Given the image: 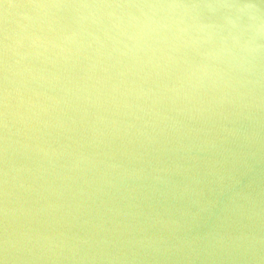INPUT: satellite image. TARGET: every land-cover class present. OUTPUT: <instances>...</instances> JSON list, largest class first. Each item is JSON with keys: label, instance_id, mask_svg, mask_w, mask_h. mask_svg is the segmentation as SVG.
I'll return each mask as SVG.
<instances>
[{"label": "water", "instance_id": "1", "mask_svg": "<svg viewBox=\"0 0 264 264\" xmlns=\"http://www.w3.org/2000/svg\"><path fill=\"white\" fill-rule=\"evenodd\" d=\"M0 264H264V0H0Z\"/></svg>", "mask_w": 264, "mask_h": 264}]
</instances>
